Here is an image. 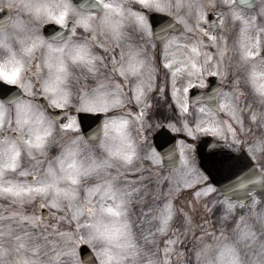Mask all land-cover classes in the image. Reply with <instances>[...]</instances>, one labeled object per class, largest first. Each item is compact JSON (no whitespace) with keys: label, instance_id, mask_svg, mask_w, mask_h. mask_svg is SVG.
I'll return each instance as SVG.
<instances>
[{"label":"snow or ice","instance_id":"1","mask_svg":"<svg viewBox=\"0 0 264 264\" xmlns=\"http://www.w3.org/2000/svg\"><path fill=\"white\" fill-rule=\"evenodd\" d=\"M137 4L138 7L126 8L122 2L113 3L111 0H80L78 3L80 10L103 8L104 25L117 35L123 18L126 14L130 15L142 32L161 45L163 66L171 76V98L180 113L178 120L169 121L161 128L162 133L171 136L173 141L176 137L172 133L182 132L188 137L212 133L213 137L220 139L207 137L200 141V147L180 139L178 149L173 144L163 155L149 145L144 157L148 161L147 165L137 159L136 144L128 139L130 148L120 154L121 159L129 165L118 177L125 187V191L120 193V203H125L124 197L134 198L132 210L140 221V228L137 230L138 237L129 233L128 240L120 246V252L111 247L97 251L92 245L96 236L90 233L85 239L82 234L84 225L80 223L84 215L94 214L93 205L98 193H111L113 198L116 196L117 178L111 172H106L107 178L99 177L101 170L111 167L110 160L97 161L93 158L92 165L81 175L68 177L71 186H61L60 178L48 180L40 176L39 161L29 168H23L20 163L21 153L17 151L15 158L7 166L18 169L22 179L7 182L0 180V199L11 202V206L7 208L0 205L6 213H0V259L15 250L17 264H36V256L42 251L41 244L36 241H43L44 247L52 253L53 264H98L95 257L101 255L104 259L99 264H112L114 260L120 264H127L129 260L132 264H136L137 260L142 261V264H190V252L185 248L184 241L191 237L193 248L204 239L216 240L221 257L225 253L230 257L229 264H264V139L255 138L250 144L242 139L251 131L248 124H264V105L257 108L255 103H248L247 94L239 88L238 81L237 86L230 89L226 90L221 86L213 89L214 95L201 94L194 98L189 96L193 80L180 82L185 74L199 77L206 71L208 75L214 71L216 76L225 80L229 74L228 60L231 52H235L245 62L250 58L264 56V5L253 11L255 6L252 0H219L215 4L210 2L207 7L194 4L193 0H138ZM28 6L38 16H46L63 29L68 28L71 23L73 35L80 25L92 28L93 18L96 16L93 11H88L86 15L83 11H78V19L70 22V14L76 11L72 0H44L43 3L30 2ZM10 8L11 5H8L4 10L8 11ZM154 12L168 15H152ZM210 14L215 15L216 19H211ZM9 22L22 27L18 19L13 21L12 16L8 15L0 22V32ZM64 35V31H56L48 38L39 34L25 37L27 42L22 51L32 56L46 46L48 57L45 63L51 69L55 54H62L67 46L66 42L55 43L64 40ZM181 35H191L194 39L185 40ZM184 48L190 51L187 58L177 54ZM11 59L15 64L14 71L0 73L4 80L9 81L0 83V96H7L11 92L9 85H18L25 93L33 94L31 80L18 84L24 67L23 57L13 49ZM111 59L116 63V51L112 52ZM213 61L214 70H209L208 65ZM33 67L37 75L43 71L39 59L34 62ZM129 67L132 71H137L144 67V61L134 54ZM119 71L123 74L125 70L121 67ZM158 71L149 66L146 78L129 89L134 103L140 106L134 116L142 130L149 107V93L157 89L156 75L152 73L157 74ZM62 72H66V65L60 62L57 65V80L64 78ZM37 84L46 91L58 93L51 101L54 106L61 109L66 107L69 101L68 90L52 87L49 81L37 80ZM197 84L204 85L206 81L201 79ZM120 87L122 84L118 82L117 88ZM205 98L209 101L218 99L220 102L214 107L205 105L201 103ZM8 99L17 100L18 93ZM120 103H123V97L116 94L111 101L105 100L102 105L94 99H85L82 107L87 112L105 113L109 107ZM220 111L228 114L227 120L221 119L218 114ZM3 113L4 103L0 101V116ZM192 113H198L195 119L188 118ZM2 123L0 120V124ZM128 124L127 117L106 118L103 134L107 135L110 125L126 128ZM60 128L66 132H76L80 130V123L76 116H70ZM52 131L54 128L50 125L49 133ZM100 132L101 129L93 133V137H98ZM79 139L80 137H76V140ZM142 139L146 142L148 138L144 135ZM28 143L31 144L32 141L29 140ZM234 147L236 151H233ZM166 161L168 167L178 173L174 178L170 179L158 171L159 166ZM49 172L54 176L53 169L49 168ZM93 173L97 174L99 182L86 185L85 203L74 204L70 213L60 215L64 211L61 196L77 201L81 196L79 185L83 182V177ZM2 175L0 170V176ZM210 176L216 183L210 182ZM53 188L57 195L51 200L45 199L43 194ZM218 193L222 199L213 198ZM26 201L35 204L32 212L25 208ZM45 207L50 209L47 216L40 211ZM51 209H55V213ZM106 210L117 211L111 205ZM49 219L55 220V224L48 223ZM61 222L74 224V228L61 230ZM177 223L179 227H174ZM37 229L43 230L38 231L34 240L33 233ZM163 236H167V239L161 249L160 237ZM6 238L14 241L13 249L5 246ZM85 243L92 246V251L82 255L80 246ZM207 251V247L201 248L196 253L197 259L207 255ZM28 252L31 255L24 254Z\"/></svg>","mask_w":264,"mask_h":264},{"label":"clouds","instance_id":"2","mask_svg":"<svg viewBox=\"0 0 264 264\" xmlns=\"http://www.w3.org/2000/svg\"><path fill=\"white\" fill-rule=\"evenodd\" d=\"M30 2L36 4L43 3L44 0H0V10L11 5L6 16L11 15L13 21L18 19L22 24L20 27L9 22L0 32V39H2L0 42V73H12L14 71L15 64L11 59V51L15 49L17 55L22 56L24 60V67L21 70L18 84L19 82L26 83L29 80L33 84V94L31 95L19 88L17 100L9 101L8 98H0V101L4 103V113L0 116V120L3 121L0 124V170L3 172L0 180L7 182L11 179H22L18 169L14 170L7 166L13 161L17 151L21 153V164L24 158H27L29 166L39 161L40 176L48 180L60 178L61 186H71L68 177L81 175L92 165L93 158L97 161L110 160L111 167L101 170L99 177L107 178L106 172H111L113 177L117 178L115 180V186L118 189L116 196L113 198L111 193L106 195L98 193L93 205L95 207L94 214L84 215L80 223L84 225L82 234L85 239L90 233L96 236L92 245L97 251L111 247L114 251L120 252V246L128 240L129 233L138 237L137 230L140 228V221L137 220L136 213L132 210L134 198L124 197L125 203H120V193L125 191V187L118 177L129 167L127 162L121 159L120 154L130 148L127 143L130 138L136 144L137 159L144 163V157L149 147L142 139L148 125L145 123L144 129L140 128L131 108L134 100L129 89L136 82L146 78L149 73V66L159 70L154 56V52L157 50V42L153 37L142 32L130 15L126 14L123 18L117 35L110 27L104 25L105 10L103 8L80 10L76 0H72L76 11L70 14L69 21L78 19V11H83L85 15L88 11H93L96 12V16L93 18V27L84 28L80 25L73 35L70 23L69 27L64 29V40L55 42L57 44L66 42L67 46L62 54H55L53 67L49 69L45 63L48 57L46 46L41 47L32 56L22 51L24 43L27 42L25 37L34 34H39L45 38L50 37L44 34L43 28L51 20L46 16H38L28 6ZM111 2H122L128 8L137 4L138 0H111ZM210 2L215 4L219 0H193L194 4H202L205 7ZM260 5H264V0H260ZM175 11L178 12L179 9H175ZM117 19L120 18L117 17ZM181 38L185 40L194 39L191 35H181ZM153 45L156 47L154 48ZM113 51L118 54L116 63H113L111 59ZM134 54L144 61V67L137 71H132L129 67L130 61L134 59ZM177 54L187 58L190 51L184 48ZM229 55L231 57L228 60L229 74L225 81L230 80V88L237 86L236 82L238 81L239 88L246 94H250L255 101V106L260 108L264 105V56L250 58L245 62L241 61L235 52H231ZM92 57L95 59L92 60ZM37 59L40 60L43 67V71L39 75L33 67ZM60 62L66 65V72L61 73L64 76L63 79L57 80V65ZM214 64L215 61L208 65V69L214 70ZM121 67L125 70L123 74L119 71ZM152 74L156 75V72ZM207 76L208 72L206 71L203 76L189 77L185 74L182 79L183 81L192 79L193 82L197 83L201 79L206 81ZM37 80L49 81L52 87L68 90L69 101L65 108L83 109L85 99H94L102 105L105 100L111 101L114 95L120 94L123 97V103L109 107L105 113H112L108 118L127 117L129 124L126 128L110 125L107 135H104L103 120L100 124L101 132L98 137H87L81 131L66 132L60 128L59 118L50 111L58 108L51 103L58 93L46 91L40 84H37ZM0 81L9 83V81L4 80L2 75H0ZM118 82L122 84L119 89L117 88ZM102 93L106 95H101ZM40 97L46 99L41 102ZM21 101H28V103ZM203 104L207 105V103ZM50 125L54 128L51 133H49ZM256 126L264 128V124ZM76 137H80V139L76 140ZM255 138L264 139V132L260 134L246 133L243 137L249 144L253 143ZM29 140L32 141L31 144L28 143ZM53 148L57 149L55 153L52 152ZM233 151H236V147L233 148ZM49 168L54 170V176L53 173L49 172ZM158 171L163 172L170 179L178 175L168 167L166 162L159 166ZM90 182H99L96 173L83 177V182L79 185L81 196L77 201L61 196L65 215L73 210L74 204L85 203L84 188ZM56 195L54 188L43 194L47 200H51ZM25 203L31 204L30 201ZM108 205L117 211H107ZM37 236L38 231L33 233V239L36 240ZM36 242H39L42 248V251L36 256V264H53L52 253L44 247L43 241ZM4 243L6 247L14 248V241L11 239L6 238ZM206 247L208 248L207 255L197 259L196 253L201 248ZM24 254L31 255L30 252ZM192 256L193 264H229L230 260L226 253L221 257L218 243L213 239L199 241L193 248ZM16 257L17 252L12 250L7 257L0 259V264H17ZM97 258L98 264L104 259L102 255ZM112 264H120V262L114 260ZM127 264H132V261L129 260ZM136 264H142V261L137 260Z\"/></svg>","mask_w":264,"mask_h":264},{"label":"flooded vegetation","instance_id":"3","mask_svg":"<svg viewBox=\"0 0 264 264\" xmlns=\"http://www.w3.org/2000/svg\"><path fill=\"white\" fill-rule=\"evenodd\" d=\"M252 3L255 6L252 10L255 11L260 6V0H252ZM132 7H138V4H133ZM8 12L9 10L8 11H5L4 9L0 10V22L3 21L4 16H6ZM156 14H160L164 16L168 15L166 13H155V12L152 13V15H156ZM210 16H211V19H216L215 15L210 14ZM51 23H55V22L51 21L47 24H51ZM179 30L180 29L178 28L177 31ZM154 56L156 57L157 66L159 68V71L156 74V84H157V89L159 90L153 89L152 92L149 93V107L147 109L145 123L155 124L156 126H165L169 121L178 120L180 113H179L178 108L175 106L173 99L171 98V76H170V72L167 69H165L163 66V55L161 51V45L157 44V50L156 52H154ZM211 81L213 82L212 87H210ZM180 82L181 83L184 82L182 78ZM121 83H123L122 80H121ZM221 86H223L226 90L230 89V80L228 82H226L225 80H221L220 77L215 75L214 71L211 75L207 76L206 84L198 85L196 82H193V87H198L199 89L206 90V89L212 88L211 95L214 94L213 89L217 87H221ZM190 91H189V96H190ZM42 98H45V97H40L39 99L41 100ZM219 102L220 101L217 99L216 103L218 104ZM201 103H207L210 106H212L209 100L206 98L202 99ZM131 108H132V111L135 113L139 111L140 106L134 103L131 105ZM55 109H59V108H55ZM66 109L74 110L76 108H66ZM79 110H84V109H79ZM223 113H224L223 111H220L218 114L221 116L223 115ZM103 114H104L103 120L108 118L109 115H112L111 112L103 113ZM197 115L198 113H192L188 118L195 119Z\"/></svg>","mask_w":264,"mask_h":264},{"label":"rangeland","instance_id":"4","mask_svg":"<svg viewBox=\"0 0 264 264\" xmlns=\"http://www.w3.org/2000/svg\"><path fill=\"white\" fill-rule=\"evenodd\" d=\"M247 102L248 103H255L253 97L250 94H247ZM70 116H73V115H71L70 113L63 114L60 117V119H59L60 123L63 124L65 122H67ZM220 117H221L222 120H227L228 119V114L226 112H224L223 115H221ZM147 125H148V127L145 129V132H144V135L147 136V138H148L146 143L148 145H153L152 139H151V137H152L151 134L153 133L154 130H156V128H159V127H156L155 124H151V123L147 124ZM248 127L251 129V131L249 132L250 134H260L261 132H264V128L257 127L255 124H248ZM79 131H81V129ZM203 134L204 133H201L198 137H188L186 133L182 132L181 133V137H179V140H180V138H182V139L187 140L189 143L196 144L197 140ZM210 134H212V133H210ZM217 138H219V137H217ZM242 139H243V137H242ZM191 140H193V141H191ZM178 147H179V144H178ZM56 150H57L56 148H53L52 152L55 153ZM147 164H148V161H147ZM22 166H23V168H29V162H28L27 158L22 159ZM90 183H94V182H90ZM213 198H215V197H213ZM0 205H3L5 208H7V207L11 206V202L8 201L7 199H0ZM25 208L27 209V211L32 212L34 210V208H35V204L34 203L33 204H27V205H25ZM45 208H47V207H45ZM47 209L50 211L49 208H47ZM51 211L55 213L56 210L55 209H51ZM0 213L6 214V213H4L3 208H0ZM59 214L60 215H65V212L61 211ZM48 223L55 224V220L49 219ZM198 223H199V221H198ZM218 226L219 225H217V227ZM174 227H179V223L175 224ZM68 228H74V224L68 225L66 223L61 222V230H65V229H68ZM42 230L43 229H37V231H42ZM166 239H167V236L160 237V247H161V249L163 248L164 241ZM184 245H185V248L190 252V257H189L190 264H193V256H192V253H193V241H192V238L188 237V239L184 241Z\"/></svg>","mask_w":264,"mask_h":264},{"label":"water","instance_id":"5","mask_svg":"<svg viewBox=\"0 0 264 264\" xmlns=\"http://www.w3.org/2000/svg\"><path fill=\"white\" fill-rule=\"evenodd\" d=\"M76 1L78 3L80 2V0H76ZM56 31H59V28L55 25H48L45 27L46 35L51 36ZM0 83H2V82H0ZM3 97H6V96H3ZM50 111L57 117L59 116L60 113H62L61 111H52V110H50ZM79 120H80L84 134L87 137H93V133L98 132L100 129V124L102 122V115L101 114H92V113L81 112L79 114ZM172 136H174V135H172ZM207 137H212V136H204L201 140H203ZM176 141H177V137H176V140L173 141L171 136L162 133L161 130L154 135L155 145L162 154H165L168 151L169 147L172 146L173 144H175V146L177 147ZM200 141L198 142V145H197L198 147L201 146ZM198 156H199V153H198ZM177 159H178V156H177ZM166 164H168L167 161H166ZM210 179L213 183H216V180L214 178H212L211 176H210ZM217 187H219L218 184H217ZM42 211H43L44 215L47 216L49 211L45 208ZM80 247H81L82 255L91 253V251H92L91 248L87 244H83ZM95 259H96V257H95Z\"/></svg>","mask_w":264,"mask_h":264}]
</instances>
